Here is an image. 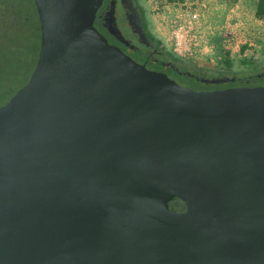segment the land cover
<instances>
[{
    "label": "water",
    "instance_id": "water-1",
    "mask_svg": "<svg viewBox=\"0 0 264 264\" xmlns=\"http://www.w3.org/2000/svg\"><path fill=\"white\" fill-rule=\"evenodd\" d=\"M103 1L35 0L39 59L0 107V264H264V86L148 69L95 27Z\"/></svg>",
    "mask_w": 264,
    "mask_h": 264
},
{
    "label": "flooded vegetation",
    "instance_id": "flooded-vegetation-1",
    "mask_svg": "<svg viewBox=\"0 0 264 264\" xmlns=\"http://www.w3.org/2000/svg\"><path fill=\"white\" fill-rule=\"evenodd\" d=\"M94 25L109 42L148 69L165 73L177 82H183V77L187 76L200 78L193 72L194 64L176 55L172 49H168L155 38L140 0H104ZM41 40V21L35 0H0V59H15V62L27 59L26 70L16 72L18 78H27L14 90V94L29 81L35 70ZM2 65L4 67L3 63L0 64L1 71ZM263 72L251 77L242 85L264 86ZM183 83L194 89L206 90L238 86L200 87L188 82ZM171 207L177 211H189L193 209L194 202L189 197H176L171 202Z\"/></svg>",
    "mask_w": 264,
    "mask_h": 264
},
{
    "label": "rangeland",
    "instance_id": "rangeland-1",
    "mask_svg": "<svg viewBox=\"0 0 264 264\" xmlns=\"http://www.w3.org/2000/svg\"><path fill=\"white\" fill-rule=\"evenodd\" d=\"M143 5L145 15L148 20V25L152 33L162 40L164 45L168 49L173 50V31L175 26L183 20H188L190 18L189 13L191 11H198L200 13V19L197 22H194L191 26L189 34V43L195 47L193 44H197V49H203L204 44H207L204 40L207 39L208 34L213 32L223 33L225 36H231L229 29L231 25L239 20L245 21L247 25L257 28L258 23L254 22V19L251 16V11L244 9L241 11L236 9L235 12L240 14H235L231 11L234 7V4L237 2L235 0H140ZM234 3V4H233ZM246 12V14H244ZM233 14V15H232ZM232 15V16H231ZM229 18V19H228ZM228 20L226 23L224 21ZM251 20V21H250ZM258 24V25H257ZM263 25V24H262ZM261 25V26H262ZM263 27V26H262ZM204 39L200 43V37ZM204 36V37H203ZM199 42V43H198ZM174 52V51H173ZM204 52V49H203ZM176 55L180 56L184 60L193 64L196 59H202L196 56V50L193 51V54H179L174 52ZM200 53V52H199ZM24 60V59H22ZM15 62V59H0V64H4L3 71L0 70V107L3 106L14 94V90L21 86L23 80L27 77L25 76H16V72L19 70H26L25 61ZM264 66H261L258 71ZM239 68V69H238ZM236 70H225V71H235L237 73L246 72L252 73L255 70L254 68H249L248 65L240 64L235 68ZM261 80V79H259ZM264 81V78H262ZM179 83L185 85L183 82L178 80ZM220 83V82H219ZM218 83V84H219ZM213 84V83H211ZM211 84H208L209 86ZM217 84V83H215ZM223 86L226 83H220Z\"/></svg>",
    "mask_w": 264,
    "mask_h": 264
},
{
    "label": "crops",
    "instance_id": "crops-1",
    "mask_svg": "<svg viewBox=\"0 0 264 264\" xmlns=\"http://www.w3.org/2000/svg\"><path fill=\"white\" fill-rule=\"evenodd\" d=\"M235 1L237 2L235 4L233 3L234 7L231 11L235 14H240L244 11V9H248L249 7L254 22L260 24H257L258 27L255 28V30L264 31V20L263 18H258L256 15L259 0ZM239 8H241L240 13L235 12L236 9L239 10ZM244 14H246V12H244ZM227 21L228 20L224 21V23ZM242 23L244 24L245 21L239 20L238 22L233 23L230 28L234 31V34L231 33V36L228 37L223 35L221 31L208 34L206 40L201 39L202 36H199L200 43L204 40L207 44H204V47H202L204 52L203 49L200 50L197 49L196 46L194 47V51L196 50V56L202 59H196L193 61V64L196 66L222 71L229 69L236 70L235 68H237L240 64L248 65L249 68L255 67V69L260 68V63L261 66H264V39L263 41L262 39L260 40V35L256 34L255 40L257 46L253 49L248 45H240L238 43V38L242 39L243 37H246L247 34L246 30L242 28Z\"/></svg>",
    "mask_w": 264,
    "mask_h": 264
},
{
    "label": "built area",
    "instance_id": "built-area-1",
    "mask_svg": "<svg viewBox=\"0 0 264 264\" xmlns=\"http://www.w3.org/2000/svg\"><path fill=\"white\" fill-rule=\"evenodd\" d=\"M190 18L188 20L180 21L174 28L173 31V51L179 54H189L191 56L194 51V47L189 43V34L192 28V24L200 19V13L198 11H191L189 13ZM264 20V18H263ZM242 28L246 30V37L238 38V43L240 45H248L250 48L257 46L256 44V34L260 35V40L264 39V31L255 30V27L247 25V23H242ZM229 33L234 34V31L230 28ZM196 46L195 44H193Z\"/></svg>",
    "mask_w": 264,
    "mask_h": 264
},
{
    "label": "trees",
    "instance_id": "trees-1",
    "mask_svg": "<svg viewBox=\"0 0 264 264\" xmlns=\"http://www.w3.org/2000/svg\"><path fill=\"white\" fill-rule=\"evenodd\" d=\"M256 15L258 18H261V19L264 18V0H259L258 7L256 10ZM147 23H148V20H147ZM155 38L159 40L161 43H163L162 40L159 39L158 37L155 36ZM263 71H264V67L260 69L259 71L258 69H255L252 73L250 72L249 73H246V72L237 73L235 71H225V70L222 71V70L210 69V68H205V67L194 65L193 72L196 75H198L200 78L195 79V78H191L187 76V77H183V79L190 84H195L200 87L209 86L208 84H211V83L213 84H211L209 87H224L223 84H220L223 82L226 83L225 86L227 85H238L239 86V85L245 84L251 77H256V74L261 73ZM217 78H230V79L229 81H223V82H220L219 84L206 81V80L217 79Z\"/></svg>",
    "mask_w": 264,
    "mask_h": 264
}]
</instances>
